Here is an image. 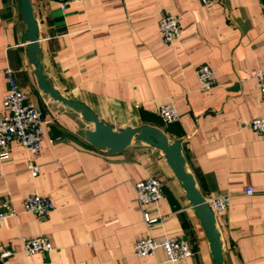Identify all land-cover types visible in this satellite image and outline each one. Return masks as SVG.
I'll return each instance as SVG.
<instances>
[{"label":"crops","instance_id":"obj_1","mask_svg":"<svg viewBox=\"0 0 264 264\" xmlns=\"http://www.w3.org/2000/svg\"><path fill=\"white\" fill-rule=\"evenodd\" d=\"M30 2L48 83L116 132L149 126L170 143L180 141L203 199L231 196L226 211H213L222 263L264 264V136L250 128L264 117L253 77L264 70L261 0ZM165 14L181 29L170 44L159 27ZM28 43L20 1L0 0V116L9 89L5 71L12 69L45 119L38 153L13 141L10 157L0 160V205L10 202L17 211L0 227V253L13 251L1 264H174L162 249L135 256V243L147 237L187 241L192 256L175 264H215L210 237L164 152L136 138L118 153L87 141L94 124L40 88ZM204 65L215 73L209 91L197 75ZM168 102L180 115L177 122L157 113ZM31 165L40 167L37 176ZM149 178L162 182L164 196L141 206L135 185ZM32 194L50 198L56 209L47 217L26 212ZM144 213L157 219L150 228ZM38 236L53 250L27 255L23 240Z\"/></svg>","mask_w":264,"mask_h":264},{"label":"built area","instance_id":"obj_2","mask_svg":"<svg viewBox=\"0 0 264 264\" xmlns=\"http://www.w3.org/2000/svg\"><path fill=\"white\" fill-rule=\"evenodd\" d=\"M62 7L79 0H55ZM204 5H213L218 0H199ZM261 7L264 10V0H261ZM160 31L165 43H172L181 36L179 21L172 15L165 14L159 21ZM5 74L8 79L9 89L4 98L6 113L0 116V160L10 157L9 145L13 141H18L31 153H38L44 139L45 119L41 110L28 101L22 88L19 86L12 69H7ZM200 87L204 91L213 89L216 85L215 73L207 65L201 66L198 71ZM253 77L260 84V92L264 96V70L255 71ZM160 118L166 123H174L180 119L174 103L168 102L161 105L157 110ZM250 128L255 133L264 136V117H257L250 123ZM32 175L37 176L40 172L38 165H31ZM138 202L141 206L154 203L163 198V184L157 178H149L135 185ZM247 194H253V189H248ZM214 212L226 211L231 203V196L228 194L216 196L206 201ZM56 209L54 202L40 194L29 195L24 202L26 212L35 213L41 217H47ZM17 215V211L10 202L0 205V227L3 222ZM157 219H152L148 213H144V223L148 228L156 223ZM24 250L27 255L37 253H49L53 250L51 242L43 236L29 237L23 240ZM162 249L170 263H178L192 256V251L187 241L181 238H165L157 240L151 237L138 240L133 248V253L137 257L152 255L156 250ZM13 251L7 250L0 253V264L10 257Z\"/></svg>","mask_w":264,"mask_h":264},{"label":"water","instance_id":"obj_3","mask_svg":"<svg viewBox=\"0 0 264 264\" xmlns=\"http://www.w3.org/2000/svg\"><path fill=\"white\" fill-rule=\"evenodd\" d=\"M19 1L21 4L22 16L28 27V56L30 61L35 66V74L37 76L40 88L46 94H49L53 99L62 102L70 108L80 111L88 122L94 124L95 129L87 131L86 138L87 141H89L95 147L99 149H109L113 153H118L130 146L133 140L136 138L140 142L151 144L161 149L164 152L166 160L173 170L175 176L181 180L186 187L188 191V197L192 205L195 207V210L210 237L215 264H223L222 245L220 233L216 228L215 214L208 203L203 199L200 192L197 190L193 176L189 174L185 168V159L181 154L180 141L170 143L166 135L160 129L149 126L116 132L112 126L102 122L90 109L84 105L60 95V93L46 80L43 74V69L37 59V23L33 17L31 2L30 0Z\"/></svg>","mask_w":264,"mask_h":264}]
</instances>
